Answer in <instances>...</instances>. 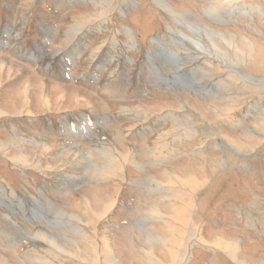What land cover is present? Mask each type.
<instances>
[{
  "label": "rangeland",
  "instance_id": "rangeland-1",
  "mask_svg": "<svg viewBox=\"0 0 264 264\" xmlns=\"http://www.w3.org/2000/svg\"><path fill=\"white\" fill-rule=\"evenodd\" d=\"M166 1L236 44L216 38L223 53L205 35L209 58L183 61L172 80L171 48L182 47L169 26L196 37ZM216 1L0 0V108L12 114L0 118V140L13 132L53 143L42 159L32 153V170L0 155V264L92 263L58 253L48 233L94 234L85 200L102 209L112 196L111 216L95 222L118 236L119 264H177L171 246L188 251L185 264H264V0L212 18ZM135 159L144 165L130 167Z\"/></svg>",
  "mask_w": 264,
  "mask_h": 264
},
{
  "label": "bare ground",
  "instance_id": "bare-ground-1",
  "mask_svg": "<svg viewBox=\"0 0 264 264\" xmlns=\"http://www.w3.org/2000/svg\"><path fill=\"white\" fill-rule=\"evenodd\" d=\"M239 0H217L215 3V6H212L210 9H208V16L210 17H217L220 15V9L223 5L226 4H231L234 2H237ZM242 1V0H241ZM129 4V3H128ZM164 4V2H163ZM242 5H246V4H242ZM163 8H166L167 11L170 15H172V19L176 20L178 23L184 25L190 32H192V34L194 35V37H196V40L192 39L191 37H189V35H187L185 32H183L182 30H176L174 27L169 26V31L172 35H176L178 36V38H180V45H181V51H179L178 54H176L175 49L176 48H171V54L169 56V60H171V65H173V68L175 71L173 74L171 72H169L170 74V78L173 80H176L177 77H180L182 75H180L187 67L184 66L183 61H187V62H192V57H194V55L198 58H209L208 56H204L207 55V52L204 50V48L202 47V45L199 43L198 41H202L203 37L206 35L209 40L211 41V43L213 44V46L216 49H220V52H225V50L221 47V45L218 44L217 39L222 40L224 42H227L229 40V42H231L232 45L236 44L235 40L230 38L228 39V37H226L224 33H219L216 30L210 28L208 25H206L203 21H199V19H197L198 23H193L190 18V16H192L193 14H191L190 12H182V11H178L172 4L168 3L167 1L165 2L164 5H161ZM230 6V5H229ZM237 7V6H236ZM259 6L256 7V11H259ZM108 9V8H107ZM106 10V9H105ZM227 10V9H226ZM225 10V11H226ZM229 10V9H228ZM248 10V9H247ZM164 11V10H163ZM239 11V10H238ZM248 12V11H247ZM102 14V13H101ZM89 19V18H88ZM174 20V21H175ZM90 21V19L88 20ZM107 21V20H106ZM75 29L78 32H81L82 30L85 29V24L82 23H78L75 27ZM172 37V36H171ZM133 38V37H132ZM217 38V39H216ZM135 37H134V41H135ZM245 41L247 43V45H250L249 42H251L249 39L245 38ZM207 42V41H206ZM136 44V43H135ZM134 44V45H135ZM204 44V43H203ZM211 44V45H212ZM168 46V45H165ZM187 47L189 49H191L190 51L187 49ZM207 48V47H206ZM156 49H158V47H156ZM161 49V48H160ZM189 51V53L187 52V50ZM162 50V49H161ZM147 51V50H146ZM149 53H152L149 52ZM154 54V53H153ZM148 56V55H147ZM163 57V56H162ZM161 57V58H162ZM217 57V56H216ZM129 58V57H128ZM133 60V59H132ZM159 60V59H158ZM163 60L164 57H163ZM201 61V60H200ZM4 63V62H3ZM225 63V62H224ZM153 64V63H152ZM192 64V63H191ZM1 65V64H0ZM193 65V64H192ZM224 65V64H223ZM229 66V65H228ZM192 67V66H191ZM2 69V67L0 68ZM156 71V76H158L159 80L162 82H168L169 80L171 81V79L167 78V76H164L162 74V72H160V69L156 66L155 68ZM204 71V70H203ZM238 72V71H236ZM166 73V72H165ZM191 74V73H190ZM194 77V76H193ZM192 77V78H193ZM241 77L244 81H245V77L243 76H239ZM238 77V78H239ZM157 78V77H156ZM181 78V77H180ZM182 79V78H181ZM195 79V78H194ZM193 79V80H194ZM252 79V78H251ZM158 80V79H157ZM253 80V79H252ZM264 81V78H263ZM193 82V81H192ZM195 82V81H194ZM157 83V82H156ZM177 83V82H176ZM197 83V82H196ZM243 83V82H242ZM250 83V82H248ZM264 83V82H263ZM197 84H199L201 86V83L198 82ZM194 85V84H193ZM162 86V85H161ZM168 86V85H167ZM193 87V86H192ZM164 88V87H163ZM195 88V87H194ZM166 89V88H165ZM47 97V96H46ZM24 103L27 104L28 103V99H26V93H24ZM51 98V97H50ZM27 101V102H26ZM77 103V101H76ZM23 108V107H22ZM45 109L48 111V107H45ZM24 109H22L21 111H18L16 115L20 114L23 115ZM217 111V109H216ZM56 113V112H55ZM30 114V113H29ZM32 114V113H31ZM30 114V115H31ZM11 116L12 114H9L5 109L0 108V118L1 116ZM33 115V114H32ZM35 116V115H33ZM3 118V117H2ZM179 122V121H178ZM178 125V124H177ZM185 126V125H184ZM253 129V128H252ZM11 132V131H10ZM84 133V132H83ZM69 134V133H68ZM88 134V133H87ZM168 134V133H167ZM8 136V135H7ZM44 137V136H43ZM43 137H40L39 135H35V137L33 136L32 138L30 137H24L22 135H19L18 133H13L11 132L10 135L8 136V138L5 140H0V155H2L3 157L7 158L8 161L16 168L18 169H22V170H26V169H31L34 165L33 161L31 162V158H32V153L33 152H39L43 154V157H40V159L44 158L45 155L47 156L49 152H51L53 150L52 148V144L51 139H45ZM101 140V139H100ZM99 143V141H97ZM163 142V141H162ZM108 144V143H107ZM76 145V144H75ZM34 147V151H28V147ZM98 146V145H97ZM170 147V146H169ZM33 149V148H32ZM99 149V148H98ZM112 149V148H111ZM164 149V148H163ZM122 150V149H121ZM159 152V151H158ZM172 152V151H171ZM76 153V152H73ZM112 153V152H110ZM138 153V152H137ZM161 153V152H160ZM176 153V152H175ZM102 154V153H100ZM159 154V153H158ZM91 155V154H90ZM103 155V154H102ZM110 155V154H109ZM154 155V154H153ZM106 156V155H105ZM159 156V155H158ZM86 157V156H85ZM173 157V156H172ZM132 158V157H131ZM151 158V157H150ZM160 158V157H159ZM158 161V160H157ZM92 162L94 164H97V160L95 161V159L92 158ZM127 162V161H126ZM152 162V161H151ZM91 163V162H90ZM81 164V163H80ZM125 164V163H124ZM143 163L137 159L134 160V162L130 165H142ZM158 164V163H157ZM50 166V168H55L56 166H54L53 164H48ZM84 165V164H83ZM144 165V164H143ZM163 165V164H162ZM82 167V165H80ZM91 166V165H90ZM166 169V165H163ZM36 167V166H35ZM139 167V166H138ZM142 167V166H141ZM126 168V167H125ZM124 168V169H125ZM82 169V168H81ZM32 170V169H31ZM62 171V170H61ZM168 171V170H167ZM49 172V171H48ZM59 172V171H58ZM57 172V176H62L63 178H65V180H68L70 182H74L75 179H77L75 176H69L66 175L62 172ZM75 175V174H74ZM65 176V177H64ZM174 176V175H173ZM61 178V177H60ZM81 180V179H80ZM83 180V179H82ZM87 180V179H85ZM84 180V181H85ZM122 181L124 180L121 179ZM196 180V182H198V186L200 185V181H198V179H193ZM195 183V182H194ZM187 184V183H186ZM196 184V183H195ZM114 185V184H112ZM190 185V184H189ZM113 187V186H112ZM112 189V188H111ZM158 189V188H157ZM82 190V189H81ZM4 191V190H3ZM109 191V188H106V192ZM182 192V191H181ZM198 192V191H197ZM11 194V193H10ZM180 194V193H179ZM1 195V194H0ZM13 195V194H11ZM179 196V195H178ZM189 196V195H188ZM4 197V196H3ZM108 197V196H107ZM115 196L109 197L106 200L103 201L102 204V209H96L93 208L91 206V203L88 200H85V203L83 205V208H85V210L87 211L86 213L92 217L91 220H89V222L86 223L87 226H93L94 228H96V232L94 234H90L89 229L87 230H82V229H77V225H74V230H68L63 232L64 235L63 236H58L57 235H53L51 233H48L49 238L51 239L50 242H46L47 244H51L53 245L54 249L58 252L61 253L63 255H68L70 258H72L76 263L80 262V263H87L86 259H82L80 256L81 255H86L88 256L92 263L90 264H119L118 260L115 258L114 256V247H111V242L113 241V239H118V236H116L115 234H111L109 236V238L103 236V229L100 227H97L96 225L98 224L97 220H101L103 218H107L110 214L112 209L111 208H115V203L117 205L116 199L114 198ZM117 198V197H116ZM175 198V197H174ZM190 198V197H189ZM54 199V198H53ZM172 199V198H171ZM188 199V198H187ZM120 200V199H118ZM179 201V200H178ZM18 204V202H17ZM194 205V204H193ZM7 206V205H6ZM183 206V205H182ZM191 206V205H190ZM195 206V205H194ZM180 207V206H179ZM195 208V207H194ZM111 209V210H110ZM54 210V209H53ZM110 210V211H109ZM192 209H190L191 211ZM184 211V210H183ZM185 212V211H184ZM7 213V212H6ZM13 212L10 211L9 214H12ZM193 213V212H192ZM84 214V213H83ZM162 215V214H161ZM184 215V214H183ZM190 215V214H189ZM11 216V215H9ZM74 216V215H73ZM78 219L84 223L83 218L78 215ZM111 216V215H110ZM188 218V217H187ZM49 219V218H48ZM143 219V218H142ZM181 219V218H180ZM144 221V220H143ZM185 221V220H184ZM11 222V221H10ZM16 225H19V223L14 222ZM103 223V222H102ZM182 224V223H181ZM13 225V224H12ZM14 228V227H13ZM189 229V228H188ZM175 231V230H174ZM186 231V228H185ZM179 232V231H178ZM177 232V233H178ZM56 233V232H55ZM196 233V232H195ZM171 234V233H170ZM181 234V233H180ZM187 234V233H186ZM196 235V234H195ZM37 239L40 240L39 234L36 236ZM190 237V236H189ZM29 238V237H28ZM176 238V237H175ZM186 238V237H185ZM197 238V237H195ZM36 239V240H37ZM178 239V238H176ZM180 240V239H179ZM188 240V239H187ZM19 241V240H18ZM176 241V240H175ZM173 241V242H175ZM195 241V240H194ZM193 241V242H194ZM199 241V240H198ZM66 243L68 245L71 246V250L67 249L66 247ZM130 240L127 244V246L129 245ZM176 243V242H175ZM180 243V241H179ZM177 245V244H175ZM182 246V244H181ZM191 247V249H193L192 247V243L189 245ZM87 247V248H85ZM172 248H166L165 249V253L169 254V255H173L174 257V261L177 264H185L186 263V258H187V254L186 252L181 251V253L179 252V250H181V248L179 250H177L176 248H178V246L174 247L171 246ZM184 247V246H183ZM215 247V246H214ZM217 247V246H216ZM119 249L120 251L124 254V255H129L130 251L128 250V248L126 247L125 244H123L122 242L119 241ZM186 249V248H185ZM233 250V249H232ZM92 251V257L90 252ZM231 251V249L229 250ZM183 252V253H182ZM191 252V250L189 251ZM124 255H121L122 257ZM68 257V258H69ZM87 257V258H88ZM60 258V257H59ZM104 258V259H103ZM154 259V258H153ZM158 259V258H157ZM89 263V262H88ZM159 264V263H158Z\"/></svg>",
  "mask_w": 264,
  "mask_h": 264
},
{
  "label": "crops",
  "instance_id": "crops-1",
  "mask_svg": "<svg viewBox=\"0 0 264 264\" xmlns=\"http://www.w3.org/2000/svg\"><path fill=\"white\" fill-rule=\"evenodd\" d=\"M130 167H131V165H130Z\"/></svg>",
  "mask_w": 264,
  "mask_h": 264
}]
</instances>
